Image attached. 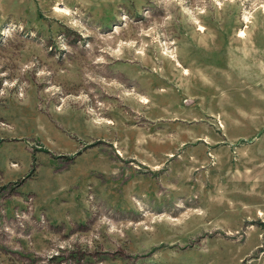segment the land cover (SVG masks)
Masks as SVG:
<instances>
[{
	"label": "rangeland",
	"instance_id": "rangeland-1",
	"mask_svg": "<svg viewBox=\"0 0 264 264\" xmlns=\"http://www.w3.org/2000/svg\"><path fill=\"white\" fill-rule=\"evenodd\" d=\"M0 264H264V0H0Z\"/></svg>",
	"mask_w": 264,
	"mask_h": 264
},
{
	"label": "bare ground",
	"instance_id": "bare-ground-1",
	"mask_svg": "<svg viewBox=\"0 0 264 264\" xmlns=\"http://www.w3.org/2000/svg\"><path fill=\"white\" fill-rule=\"evenodd\" d=\"M68 10H63V9H60V8H58V12H60V13H64V12H67Z\"/></svg>",
	"mask_w": 264,
	"mask_h": 264
}]
</instances>
